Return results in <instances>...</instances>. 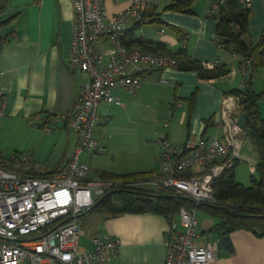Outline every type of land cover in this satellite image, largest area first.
I'll use <instances>...</instances> for the list:
<instances>
[{
    "label": "crops",
    "instance_id": "obj_1",
    "mask_svg": "<svg viewBox=\"0 0 264 264\" xmlns=\"http://www.w3.org/2000/svg\"><path fill=\"white\" fill-rule=\"evenodd\" d=\"M161 1L158 0L157 5L155 4L158 12H161L158 9ZM171 2L165 3L164 8ZM213 3V0H198L194 3L192 12L165 11L161 17L162 26L156 31L158 33L148 39L144 35L141 37L145 40L165 42L175 50L186 46L189 54L195 59L208 63H225L230 67V73L214 80L202 79L197 71H185L178 67L156 69L148 74L147 80L135 93L121 88L117 91L116 102H101L99 125L103 117L114 118L111 111L114 106L124 112L127 119L133 121L132 110L141 104L142 100L145 101V106L152 107L153 104L159 103V95L164 94L169 100L172 95L173 105L177 94L180 101H187V109L178 121L173 123L174 126L171 123L165 125L164 122L166 129L168 128L167 132L159 136L157 143L153 144L149 165L144 161L139 164L126 161L130 152L123 155V147L118 150L117 140L107 135V130H101L99 126L96 137L105 151L101 154L84 152L81 155V160L90 162L97 175L103 170L118 174L146 170L161 172V137L166 136L181 145L188 139L198 140L214 134L224 137L226 114H239V110L240 116L242 115L240 97L231 91L245 87L250 76V64L245 68L238 55L221 48L216 42L217 19L208 15ZM251 3L253 13L249 39L258 42L264 30V0H252ZM125 6V0H121L119 4L108 3L112 13ZM75 16L76 10L72 0H7L6 10L0 14V90L5 92L7 98L6 113L0 119V139L5 135L14 136V150H27L28 154L25 155L50 169L64 165L74 154L79 137L62 115L72 110L81 87L90 79L87 72L79 68L73 69L70 63ZM173 26L180 27L187 33L186 43L179 40ZM161 27L165 28L164 33L161 32ZM103 48L105 46L100 45L99 49ZM252 78L255 89L264 91V70H260ZM193 92L197 93V98L188 124V99ZM177 103L176 107L182 106ZM138 109L136 108V121L141 114ZM260 109L264 117V97L260 100ZM210 119H213V123L208 128ZM241 138V158L249 156L250 168L255 171L258 162L257 150L249 144L247 133H243ZM133 144H136V140ZM1 152L0 144V154ZM148 166H151V169H148ZM89 213L82 215V233L85 220L90 217ZM98 215H103L104 220L101 225L98 222V228L92 232V242L96 236L102 234L111 235L119 241L117 253L111 255L107 264H165L168 232L173 223L181 228L175 219L178 214L172 219L155 212H127L116 215L98 212ZM96 217L97 214H93L94 223ZM210 236L213 237V234ZM230 236L233 250L222 246L214 264H264V235L239 229L233 231ZM217 237L221 236L215 234L211 240ZM87 249L81 250L88 251ZM45 263L50 264L47 261Z\"/></svg>",
    "mask_w": 264,
    "mask_h": 264
},
{
    "label": "built area",
    "instance_id": "obj_2",
    "mask_svg": "<svg viewBox=\"0 0 264 264\" xmlns=\"http://www.w3.org/2000/svg\"><path fill=\"white\" fill-rule=\"evenodd\" d=\"M72 1L76 16L70 63L90 79L81 87L72 110L62 117L79 141L72 158L56 169L29 155L0 160V264H107L117 253L119 241L108 234L93 239V250L80 249L82 215L117 185L97 175L81 155L105 151L96 137L101 102H116L121 88L135 93L150 70L179 64L170 54L133 50L122 40L135 25L152 22L150 9L158 0H125L126 6L114 13L108 3L121 0ZM243 1L252 5V0ZM213 4L208 15L218 7ZM100 45L105 48L99 49ZM217 62L206 63L213 67ZM242 63L246 68L250 60ZM6 108V94L0 90V119ZM238 113L226 114L224 137L214 134L182 145L161 137L160 175L134 184L168 187L194 202L191 208L181 207V228L173 223L168 232L165 264H214L218 258L221 237L209 240L208 232L197 231L196 205L216 201L215 182L242 156L241 135L246 130Z\"/></svg>",
    "mask_w": 264,
    "mask_h": 264
},
{
    "label": "trees",
    "instance_id": "obj_3",
    "mask_svg": "<svg viewBox=\"0 0 264 264\" xmlns=\"http://www.w3.org/2000/svg\"><path fill=\"white\" fill-rule=\"evenodd\" d=\"M218 4L212 17L217 19L216 35L219 46L238 55L241 61L250 60V76L244 88H236L231 93L240 97L241 113L247 115L245 130L257 148L258 162L252 175L251 185H245L236 178L235 165L224 171L215 182V202L203 203L198 209L217 217L213 225L218 235H230L239 229L250 230L258 235H264V117L260 109V100L264 91H257L254 87V77L260 70H264V30L258 42L249 39L252 6H247L243 0H213ZM196 0H172L165 10L192 12ZM157 5V3H156ZM155 4L150 9L152 22H161L162 12H158ZM7 0H0V14L6 10ZM11 20V19H9ZM8 20V21H9ZM6 21V22H8ZM4 23V22H2ZM1 23V24H2ZM146 23L135 25L126 32L123 43L133 50H145L159 54L174 56L179 64L177 67L185 71H197L202 79L221 78L228 75L230 67L219 61L213 67L206 62L195 59L189 54L186 46L175 50L162 41L145 40L138 36V29ZM176 35L182 43H186L188 35L182 28L173 26ZM1 40V38H0ZM152 70L146 74H150ZM197 93L193 92L188 99V124L194 112ZM175 101L179 97L175 95ZM213 119L208 120V128ZM18 155V154H16ZM194 174H197L193 170ZM104 180L116 182L105 192V199L96 211L108 212L112 215L134 212H155L172 217L179 213L182 206H195L191 198L177 194L173 189L164 186H145L136 184L160 175L157 170H146L133 173L118 174L100 171L98 174Z\"/></svg>",
    "mask_w": 264,
    "mask_h": 264
},
{
    "label": "rangeland",
    "instance_id": "obj_4",
    "mask_svg": "<svg viewBox=\"0 0 264 264\" xmlns=\"http://www.w3.org/2000/svg\"><path fill=\"white\" fill-rule=\"evenodd\" d=\"M197 1L198 0H196V2ZM167 2L169 3L171 2V0H167L166 2L162 0L160 5L158 6L159 11L162 12V16L165 11H174L169 9L165 10L164 4L165 3L168 4ZM160 26H162V22L146 23L142 28L138 29L137 35L138 36L144 35L148 39L153 35H155L156 33H158L156 31H158V27ZM159 98H160L159 103L153 104L152 107L145 106L144 100H142L143 102H141V104H138L136 107H134L135 109L132 110V112L134 113L133 121H130L132 119H127L126 114L124 112L119 111V108L117 106L116 107L114 106L113 108H111V111L113 112L112 114H114V118L110 119L109 116L103 117L101 124L100 125L98 124L97 126L96 133L98 132L99 126L101 127V130L102 128L107 130V135L109 134L110 136H113L114 140H117L116 142H117L118 150H120L123 147V151H122L123 155L128 154L130 152V154L126 156V161H130V162L134 161L136 162V164H139V162L144 161L146 165H149V159H150L149 157H151V150H153V144L155 145L157 143L159 136L163 135L165 131L167 132L168 128L166 129L164 122H169L172 125L174 122L178 121L183 111L187 109V101L185 100H181V101L179 100L177 104L180 103L182 106H178V107L175 106V108H173L172 95L170 100L166 94L159 95ZM136 108H139L137 111L139 110L141 111V114H139V120L137 121H136ZM184 128L187 129V126L184 125ZM120 135H122L121 136L122 143H120L119 141ZM135 140H136V144L134 145L133 143ZM248 140H249V144L255 146V144L253 143L250 137H248ZM0 141H1L0 144L2 146V152H1L2 154H0V159L11 158L16 154L20 156H24L25 154H28L27 150L26 151L14 150V147L16 146L15 144L16 140L14 136L5 135L1 137ZM248 157L249 156H244V158H239L240 159V160L238 159L239 163L237 166H235L236 178L238 179V181L244 183L247 186L251 185L252 183L251 178L254 173V171L250 168V161L248 160ZM148 167H150L148 169H151V166ZM159 167H160V162H159ZM154 168L156 169L157 167L155 166ZM98 212L95 213L90 212L88 214V216L90 217L86 218L85 220L84 223L85 228L80 238L81 249L88 248L87 249L88 251L94 249L91 234L95 228H98V222L99 225H101L102 220H104V216L98 215ZM93 214H97L96 217L97 220L95 223L92 221ZM197 217H198L197 219L199 220V226L197 231L199 232H202L204 230L207 232L209 231V235L213 234V237L209 236V239L211 240V238H214V235L217 233L214 230H212V227L216 223L217 217L209 213L207 214V212L203 209H198ZM175 219L177 220V222H179L180 220L178 215L176 216Z\"/></svg>",
    "mask_w": 264,
    "mask_h": 264
},
{
    "label": "water",
    "instance_id": "obj_5",
    "mask_svg": "<svg viewBox=\"0 0 264 264\" xmlns=\"http://www.w3.org/2000/svg\"><path fill=\"white\" fill-rule=\"evenodd\" d=\"M240 123L243 126H246L247 123V115L244 113L241 115L240 117ZM106 195H104L103 197H101L90 209L89 212H93L95 211L99 205L101 204V202L105 199ZM221 244L223 247L229 249V250H233V244H232V239L230 235H223L221 236Z\"/></svg>",
    "mask_w": 264,
    "mask_h": 264
}]
</instances>
